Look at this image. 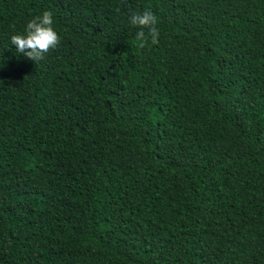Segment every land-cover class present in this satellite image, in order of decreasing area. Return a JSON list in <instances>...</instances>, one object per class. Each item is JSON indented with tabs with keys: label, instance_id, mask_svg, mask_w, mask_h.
Returning <instances> with one entry per match:
<instances>
[{
	"label": "trees",
	"instance_id": "1",
	"mask_svg": "<svg viewBox=\"0 0 264 264\" xmlns=\"http://www.w3.org/2000/svg\"><path fill=\"white\" fill-rule=\"evenodd\" d=\"M0 264H264V0H0Z\"/></svg>",
	"mask_w": 264,
	"mask_h": 264
},
{
	"label": "clouds",
	"instance_id": "2",
	"mask_svg": "<svg viewBox=\"0 0 264 264\" xmlns=\"http://www.w3.org/2000/svg\"><path fill=\"white\" fill-rule=\"evenodd\" d=\"M157 22L156 15L148 8L130 12V23L138 29L135 34L137 47L144 48L149 39L152 44L158 43L160 33L156 26ZM53 25L52 11L44 10L28 20L22 32L12 34L10 44L15 46L17 53L23 54L38 64L61 42Z\"/></svg>",
	"mask_w": 264,
	"mask_h": 264
}]
</instances>
